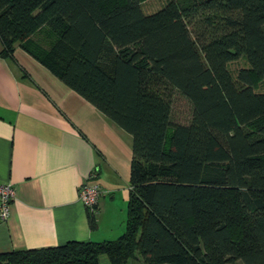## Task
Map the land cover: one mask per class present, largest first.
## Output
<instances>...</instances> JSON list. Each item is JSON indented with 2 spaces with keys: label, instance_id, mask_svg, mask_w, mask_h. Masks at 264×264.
Masks as SVG:
<instances>
[{
  "label": "trees",
  "instance_id": "1",
  "mask_svg": "<svg viewBox=\"0 0 264 264\" xmlns=\"http://www.w3.org/2000/svg\"><path fill=\"white\" fill-rule=\"evenodd\" d=\"M146 1L0 0V56L17 44L132 136L119 236L0 264H264V0Z\"/></svg>",
  "mask_w": 264,
  "mask_h": 264
},
{
  "label": "crops",
  "instance_id": "2",
  "mask_svg": "<svg viewBox=\"0 0 264 264\" xmlns=\"http://www.w3.org/2000/svg\"><path fill=\"white\" fill-rule=\"evenodd\" d=\"M12 57L0 56V182L14 189L0 221V251L119 236L131 134L17 44ZM90 173L103 190L93 229L78 197Z\"/></svg>",
  "mask_w": 264,
  "mask_h": 264
},
{
  "label": "built area",
  "instance_id": "3",
  "mask_svg": "<svg viewBox=\"0 0 264 264\" xmlns=\"http://www.w3.org/2000/svg\"><path fill=\"white\" fill-rule=\"evenodd\" d=\"M95 174L90 173L80 184L78 197L86 210L94 213L102 188L96 182H92ZM14 195V189L9 182H0V221H5L9 214V205Z\"/></svg>",
  "mask_w": 264,
  "mask_h": 264
},
{
  "label": "rangeland",
  "instance_id": "4",
  "mask_svg": "<svg viewBox=\"0 0 264 264\" xmlns=\"http://www.w3.org/2000/svg\"><path fill=\"white\" fill-rule=\"evenodd\" d=\"M162 2L163 0H147L144 3V6L147 9V11H153L157 9ZM241 64H243V61H241ZM190 113H191L190 102L181 94L175 93L171 107L172 121L178 123H186L189 120ZM118 198H120V196H118ZM126 198H128V194ZM106 229L108 230V228ZM113 236H116V234ZM100 264H109L105 254L100 255ZM128 264H145V263L142 260V258L138 255L135 258L130 259L128 261ZM164 264H170V263H164Z\"/></svg>",
  "mask_w": 264,
  "mask_h": 264
}]
</instances>
